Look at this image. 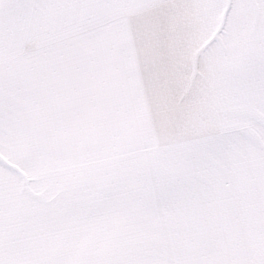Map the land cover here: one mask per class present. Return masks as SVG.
<instances>
[{
  "label": "snow or ice",
  "instance_id": "6c2138e0",
  "mask_svg": "<svg viewBox=\"0 0 264 264\" xmlns=\"http://www.w3.org/2000/svg\"><path fill=\"white\" fill-rule=\"evenodd\" d=\"M0 264H264V0H0Z\"/></svg>",
  "mask_w": 264,
  "mask_h": 264
}]
</instances>
